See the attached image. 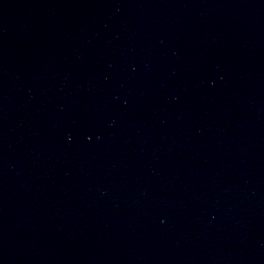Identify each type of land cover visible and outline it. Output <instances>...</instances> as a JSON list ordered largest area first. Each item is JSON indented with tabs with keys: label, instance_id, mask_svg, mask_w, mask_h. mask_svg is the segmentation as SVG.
I'll use <instances>...</instances> for the list:
<instances>
[{
	"label": "water",
	"instance_id": "obj_1",
	"mask_svg": "<svg viewBox=\"0 0 264 264\" xmlns=\"http://www.w3.org/2000/svg\"><path fill=\"white\" fill-rule=\"evenodd\" d=\"M0 264H264V0H0Z\"/></svg>",
	"mask_w": 264,
	"mask_h": 264
}]
</instances>
